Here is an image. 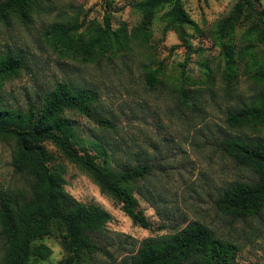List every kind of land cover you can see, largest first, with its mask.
<instances>
[{"label":"rangeland","instance_id":"1","mask_svg":"<svg viewBox=\"0 0 264 264\" xmlns=\"http://www.w3.org/2000/svg\"><path fill=\"white\" fill-rule=\"evenodd\" d=\"M141 1L38 0L25 19L0 17V55L19 57L24 64L4 83L0 109L35 113L59 86L70 94L91 93L95 101L86 115L64 114L74 129L76 151L94 156L111 176L149 168L130 184L150 224L144 229L133 224L121 204L101 192L89 174L51 143L45 144L50 166L60 168L66 181L64 190L111 216L103 231L90 235L102 251L83 264L119 263L133 256L142 240L174 234L191 223L234 245V264H264V208L258 215L233 216L217 204L228 185L257 180L222 148L226 138L264 139V126L236 130L227 124L230 112L247 110L264 95V44L256 40L254 22L243 14L221 39L220 26L240 0H184L191 23L180 32L167 26L169 6L143 29L136 9ZM255 4L264 11V0ZM105 14L112 31L125 30L121 50L101 54L96 48L85 56L51 45L53 27L69 29L74 38L86 41L92 29L104 28ZM160 63L157 84L150 89L146 72ZM13 157L14 143L0 138V197L29 188L30 178L15 173ZM41 243L51 254L33 264H61L65 251L59 237L35 242ZM4 247L0 231V264Z\"/></svg>","mask_w":264,"mask_h":264},{"label":"trees","instance_id":"2","mask_svg":"<svg viewBox=\"0 0 264 264\" xmlns=\"http://www.w3.org/2000/svg\"><path fill=\"white\" fill-rule=\"evenodd\" d=\"M38 0H6L0 4V17L15 14L23 19ZM257 0H240L220 26L224 38L244 14L254 22L256 40L264 44V11L258 10ZM184 0H143L136 4L142 14V28L151 25L155 14L165 7L169 27L177 29L190 24L183 9ZM104 28L91 31L90 38H74L69 29L53 27L49 41L81 55H90L96 48L101 54L125 45V30L112 31L110 16L104 15ZM179 38L183 40L182 35ZM188 47V46H186ZM188 59V58H187ZM162 63L145 75V85L153 89L157 84ZM228 65V63H227ZM186 62L182 64L185 68ZM24 64L21 58L0 55V92L6 81L17 76ZM230 69L228 65L227 71ZM228 77L229 74H226ZM95 101L88 92L70 94L59 86L50 93L37 112H12L0 109V138L14 143L12 167L15 173L30 178L27 192L3 194L0 197V231L5 247L2 264H33L48 258L51 250L44 244H35L46 236L57 235L65 251L61 264H83L87 257L101 252L91 234L99 233L110 222L111 216L96 206H87L69 195L60 168L50 166L45 147L51 143L70 163L79 166L91 176L101 192L121 204L122 212L144 229L149 222L138 209L130 184L145 176L144 166L111 176L104 166L95 163L94 156L81 155L73 147L74 129L64 117L66 111L86 115ZM231 129L249 125L264 126V95L247 110H236L227 116ZM223 150L239 167L250 170L257 180L253 184L228 185L218 199V206L233 216L258 215L264 208V139L242 140L226 138ZM236 247L215 237L199 223H191L171 235L147 238L141 241L137 252L116 264H234Z\"/></svg>","mask_w":264,"mask_h":264}]
</instances>
